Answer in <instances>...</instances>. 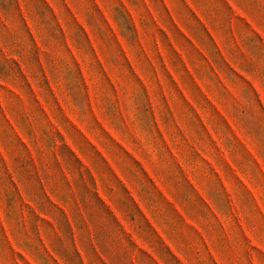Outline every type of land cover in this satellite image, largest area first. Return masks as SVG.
<instances>
[{"label": "rangeland", "instance_id": "obj_1", "mask_svg": "<svg viewBox=\"0 0 264 264\" xmlns=\"http://www.w3.org/2000/svg\"><path fill=\"white\" fill-rule=\"evenodd\" d=\"M0 264H264V0H0Z\"/></svg>", "mask_w": 264, "mask_h": 264}]
</instances>
